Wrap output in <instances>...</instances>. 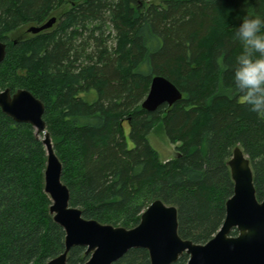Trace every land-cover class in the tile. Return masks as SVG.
Returning a JSON list of instances; mask_svg holds the SVG:
<instances>
[{
	"label": "trees",
	"instance_id": "obj_1",
	"mask_svg": "<svg viewBox=\"0 0 264 264\" xmlns=\"http://www.w3.org/2000/svg\"><path fill=\"white\" fill-rule=\"evenodd\" d=\"M249 5L264 15V0H0V91L27 89L43 102L61 180L85 218L130 228L161 199L177 208L178 234L205 243L233 192L227 161L235 145L262 200L264 118L234 82L243 50L234 33ZM53 16L51 27L27 32ZM23 28L27 35L11 38ZM155 75L182 97L149 112L141 102ZM157 124L179 143L174 158L160 160L150 144ZM46 158L34 127L0 109V264H45L64 250L44 191ZM85 250L72 247L67 262L84 263ZM112 264L151 262L135 247Z\"/></svg>",
	"mask_w": 264,
	"mask_h": 264
},
{
	"label": "water",
	"instance_id": "obj_2",
	"mask_svg": "<svg viewBox=\"0 0 264 264\" xmlns=\"http://www.w3.org/2000/svg\"><path fill=\"white\" fill-rule=\"evenodd\" d=\"M51 17L27 32L37 33L53 25ZM6 56V44L0 41V63ZM182 92L162 75L152 77L141 108L155 111L163 104L180 100ZM0 109L17 122H28L42 133L46 149L44 191L50 198L49 212L65 231L64 250L45 264H69L67 255L74 246L86 248L88 259L82 264H112L129 249H147L151 264H172L183 253L187 264H264V197L258 200L253 184L250 160L239 145L227 161L233 181L232 195L225 203V217L217 232L205 243H194L178 234L175 205L153 200L130 228L85 218L79 207L70 204L67 186L61 180L62 164L57 157L43 119L44 104L27 89L0 91ZM36 134V135H37ZM237 230L236 235L231 231Z\"/></svg>",
	"mask_w": 264,
	"mask_h": 264
},
{
	"label": "clouds",
	"instance_id": "obj_3",
	"mask_svg": "<svg viewBox=\"0 0 264 264\" xmlns=\"http://www.w3.org/2000/svg\"><path fill=\"white\" fill-rule=\"evenodd\" d=\"M246 8L234 33V39L243 45L235 60V89L250 110L264 118V15L257 14L250 5Z\"/></svg>",
	"mask_w": 264,
	"mask_h": 264
},
{
	"label": "rangeland",
	"instance_id": "obj_4",
	"mask_svg": "<svg viewBox=\"0 0 264 264\" xmlns=\"http://www.w3.org/2000/svg\"><path fill=\"white\" fill-rule=\"evenodd\" d=\"M23 32H24V28L21 29L17 33L16 32L12 33L11 34V38L20 37V36L22 37V36L27 35V32H25V33H23ZM45 124H46V122H45ZM34 130H35V134H37L35 128H34ZM46 130H47V132H49V130L47 129V125H46ZM124 131H125V135H126V139H127V144H128L129 147H131L133 145V143L131 142V140L129 138V132H128L129 129H128V125H127L126 122L124 123ZM49 135H50V138H51L50 132H49ZM37 137L42 139L43 138V134L42 133H38ZM148 139H149L150 144L157 151L160 160L165 161L167 159H171V158H174L175 156H177L178 152L176 150V146L179 143H171L169 141V139L167 138V136H166V134L164 132V129H163L161 124L155 125V127L149 133ZM51 141H52V139H51ZM52 144H53V142H52Z\"/></svg>",
	"mask_w": 264,
	"mask_h": 264
}]
</instances>
